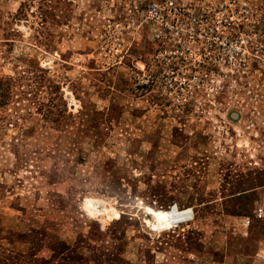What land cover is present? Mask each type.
I'll return each mask as SVG.
<instances>
[{
  "label": "rangeland",
  "instance_id": "374dc122",
  "mask_svg": "<svg viewBox=\"0 0 264 264\" xmlns=\"http://www.w3.org/2000/svg\"><path fill=\"white\" fill-rule=\"evenodd\" d=\"M115 9L0 0V264H264V68L164 117L100 50Z\"/></svg>",
  "mask_w": 264,
  "mask_h": 264
},
{
  "label": "built area",
  "instance_id": "2783aa9c",
  "mask_svg": "<svg viewBox=\"0 0 264 264\" xmlns=\"http://www.w3.org/2000/svg\"><path fill=\"white\" fill-rule=\"evenodd\" d=\"M106 1L116 9L111 23L104 19L102 54L118 65L135 43L140 57L130 72L147 78L161 63L173 76L163 85L171 104L215 101L224 87L237 86L264 68V0ZM252 216L264 221V204Z\"/></svg>",
  "mask_w": 264,
  "mask_h": 264
},
{
  "label": "flooded vegetation",
  "instance_id": "af4514ba",
  "mask_svg": "<svg viewBox=\"0 0 264 264\" xmlns=\"http://www.w3.org/2000/svg\"><path fill=\"white\" fill-rule=\"evenodd\" d=\"M125 57H129L128 55H125L119 63V65H121V61H124ZM140 57V54L137 53V55H135V58ZM137 65L136 62L133 63V68H135L134 66ZM165 69L164 67H162L161 63H155L154 67L151 69L150 74L147 76L144 73L141 74H134L132 72H129L127 75V81H129L131 83V87H132V91L134 93V95L137 97V100H142L145 97L149 98L150 103L152 104V108L156 109L157 112L160 111V109H162L164 113H162L163 115H165L164 117H167L166 115H168V109H169V104L170 101L167 98V93L166 90L164 89V82L165 79L171 80L173 78L172 75H170L169 73H165ZM132 77V79H131ZM189 74L186 73L185 74V79H186V86L188 87L189 85ZM145 78V80H144ZM191 107L190 103H186L183 106V112L184 116H191V114L188 113V109Z\"/></svg>",
  "mask_w": 264,
  "mask_h": 264
},
{
  "label": "trees",
  "instance_id": "16d2710c",
  "mask_svg": "<svg viewBox=\"0 0 264 264\" xmlns=\"http://www.w3.org/2000/svg\"><path fill=\"white\" fill-rule=\"evenodd\" d=\"M2 83H1V81H0V97L2 96V93L4 94L6 91H7V89L6 88H2Z\"/></svg>",
  "mask_w": 264,
  "mask_h": 264
},
{
  "label": "bare ground",
  "instance_id": "6f19581e",
  "mask_svg": "<svg viewBox=\"0 0 264 264\" xmlns=\"http://www.w3.org/2000/svg\"><path fill=\"white\" fill-rule=\"evenodd\" d=\"M178 212H177V216H175V220H176V224H177V226H178ZM165 221V220H164ZM174 228V227H173Z\"/></svg>",
  "mask_w": 264,
  "mask_h": 264
},
{
  "label": "crops",
  "instance_id": "0c3cea01",
  "mask_svg": "<svg viewBox=\"0 0 264 264\" xmlns=\"http://www.w3.org/2000/svg\"><path fill=\"white\" fill-rule=\"evenodd\" d=\"M172 212V214H174V212L173 211H171Z\"/></svg>",
  "mask_w": 264,
  "mask_h": 264
},
{
  "label": "water",
  "instance_id": "95a60500",
  "mask_svg": "<svg viewBox=\"0 0 264 264\" xmlns=\"http://www.w3.org/2000/svg\"><path fill=\"white\" fill-rule=\"evenodd\" d=\"M235 115H232V117L234 118Z\"/></svg>",
  "mask_w": 264,
  "mask_h": 264
}]
</instances>
